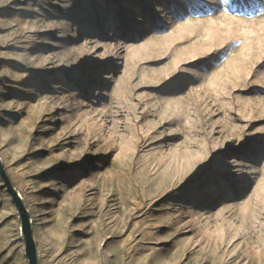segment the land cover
I'll use <instances>...</instances> for the list:
<instances>
[{
	"label": "rangeland",
	"instance_id": "374dc122",
	"mask_svg": "<svg viewBox=\"0 0 264 264\" xmlns=\"http://www.w3.org/2000/svg\"><path fill=\"white\" fill-rule=\"evenodd\" d=\"M0 159L40 264H264V0H0Z\"/></svg>",
	"mask_w": 264,
	"mask_h": 264
},
{
	"label": "water",
	"instance_id": "95a60500",
	"mask_svg": "<svg viewBox=\"0 0 264 264\" xmlns=\"http://www.w3.org/2000/svg\"><path fill=\"white\" fill-rule=\"evenodd\" d=\"M0 177L3 180L5 187L15 204L19 217L21 219V232L25 243V254L28 258L29 264H40L38 258L37 245L33 236L32 222L29 212L18 191L13 186L5 167L0 159Z\"/></svg>",
	"mask_w": 264,
	"mask_h": 264
},
{
	"label": "bare ground",
	"instance_id": "6f19581e",
	"mask_svg": "<svg viewBox=\"0 0 264 264\" xmlns=\"http://www.w3.org/2000/svg\"><path fill=\"white\" fill-rule=\"evenodd\" d=\"M180 56H183V52L182 53H180ZM184 102V101H183ZM172 104V103H171ZM172 114V113H171ZM166 119V118H165Z\"/></svg>",
	"mask_w": 264,
	"mask_h": 264
}]
</instances>
